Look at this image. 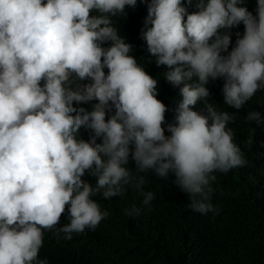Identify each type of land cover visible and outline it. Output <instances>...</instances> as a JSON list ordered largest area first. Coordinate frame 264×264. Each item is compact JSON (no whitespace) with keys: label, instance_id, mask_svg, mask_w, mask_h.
I'll list each match as a JSON object with an SVG mask.
<instances>
[{"label":"clouds","instance_id":"obj_1","mask_svg":"<svg viewBox=\"0 0 264 264\" xmlns=\"http://www.w3.org/2000/svg\"><path fill=\"white\" fill-rule=\"evenodd\" d=\"M142 2L147 52L179 89L174 124L157 99L158 78L114 22L137 0H0V264H49L39 258L45 231L71 240L95 230L110 215L96 197L132 188L150 207L149 173L171 174L193 211L218 215L216 173L247 166L229 127L237 114L226 108L239 110L264 91V0L255 15L243 0H198L192 13L182 0ZM216 80L224 107L206 86ZM244 122L264 127V116L251 110ZM122 211L134 217L141 208Z\"/></svg>","mask_w":264,"mask_h":264},{"label":"trees","instance_id":"obj_2","mask_svg":"<svg viewBox=\"0 0 264 264\" xmlns=\"http://www.w3.org/2000/svg\"><path fill=\"white\" fill-rule=\"evenodd\" d=\"M197 2L182 0L189 13L198 11ZM239 6L255 15L257 0H243ZM125 13L114 18V22L121 36L133 46L131 55L138 62L143 61L145 71L158 78L157 99L166 105V123L174 124L179 89L161 75L166 66L157 67L141 36L147 4L137 0L135 7L125 6ZM243 30V24L231 30L233 43L235 32L242 34ZM206 86L210 99L224 107L223 81H210ZM79 106L90 110L89 104ZM226 110L237 114V121L229 127L233 128L235 142L248 164L226 174L216 173L212 202L219 207L218 215L193 211L188 195L172 183L175 178L171 174L162 180L149 173L145 174L144 190L155 193L150 207L142 205L143 196L132 188L111 200L96 197L102 210L107 209L110 215L95 230L86 229L71 240L57 239L45 231L39 258H47L49 264H264V127L244 122L251 110L264 116V91H258L241 109ZM250 128L256 131L249 148L244 142ZM165 135L170 133L166 131ZM88 137L89 132L82 128L80 138ZM128 167H135L131 159ZM82 179L95 183L92 176ZM132 205L140 207L141 212L126 217L122 210ZM65 216L66 212L57 227L67 223Z\"/></svg>","mask_w":264,"mask_h":264}]
</instances>
